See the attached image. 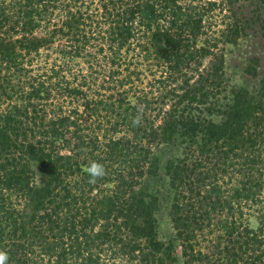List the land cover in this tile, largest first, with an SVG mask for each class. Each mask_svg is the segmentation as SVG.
I'll return each instance as SVG.
<instances>
[{
	"label": "trees",
	"instance_id": "16d2710c",
	"mask_svg": "<svg viewBox=\"0 0 264 264\" xmlns=\"http://www.w3.org/2000/svg\"><path fill=\"white\" fill-rule=\"evenodd\" d=\"M249 33L264 0H0L7 264H176L160 207L184 264H264V78L222 54Z\"/></svg>",
	"mask_w": 264,
	"mask_h": 264
},
{
	"label": "rangeland",
	"instance_id": "374dc122",
	"mask_svg": "<svg viewBox=\"0 0 264 264\" xmlns=\"http://www.w3.org/2000/svg\"><path fill=\"white\" fill-rule=\"evenodd\" d=\"M222 54L226 64L240 76L238 82L246 81L247 85H258L264 78V46L259 34L249 33L223 46ZM154 156L165 159L169 152L164 149L155 151ZM251 227L256 226V220L249 219ZM156 231L158 240L165 246H171L176 264H184L181 247L173 240L174 231L166 207H160L156 213Z\"/></svg>",
	"mask_w": 264,
	"mask_h": 264
},
{
	"label": "clouds",
	"instance_id": "9594fccd",
	"mask_svg": "<svg viewBox=\"0 0 264 264\" xmlns=\"http://www.w3.org/2000/svg\"><path fill=\"white\" fill-rule=\"evenodd\" d=\"M141 124V118L138 116L133 121V126H139ZM90 179L89 183L94 184L98 179H102L107 175L104 165L98 162H92L89 167L86 169ZM9 257L6 252L0 251V264H7Z\"/></svg>",
	"mask_w": 264,
	"mask_h": 264
}]
</instances>
